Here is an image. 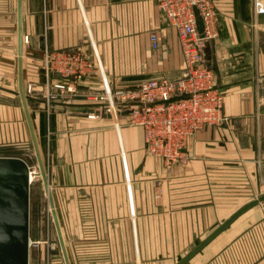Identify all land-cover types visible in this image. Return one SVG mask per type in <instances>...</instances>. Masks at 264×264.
<instances>
[{"label": "crops", "instance_id": "obj_1", "mask_svg": "<svg viewBox=\"0 0 264 264\" xmlns=\"http://www.w3.org/2000/svg\"><path fill=\"white\" fill-rule=\"evenodd\" d=\"M215 2L220 34L205 60L228 120L190 139L192 157L168 173L163 159L147 153L141 126L123 113L88 117L98 105L85 97L107 82L129 87L119 81L120 68H133L137 85L183 73L178 32L156 0H23L24 85L38 89L29 105L72 264H157L160 245L194 244L187 254L240 208L231 200L247 183L264 181V10L251 0ZM48 49L85 51L107 77L86 79L77 95L47 108L38 92ZM16 76L18 82V0H0V84L14 85ZM0 134L32 142L22 105L0 104ZM260 204L186 264H264Z\"/></svg>", "mask_w": 264, "mask_h": 264}, {"label": "built area", "instance_id": "obj_2", "mask_svg": "<svg viewBox=\"0 0 264 264\" xmlns=\"http://www.w3.org/2000/svg\"><path fill=\"white\" fill-rule=\"evenodd\" d=\"M156 2L178 32L184 59L183 73L177 77L151 78L132 87L118 88L108 84L106 89L89 91L85 97L98 105L88 117L123 113L131 124L141 126L147 153L163 159L169 170L190 160L192 156L187 150L190 139L207 126L222 124L228 117L223 112L224 95L215 84V71L205 60L206 43L220 34L215 0ZM196 9L204 24L203 32L198 29ZM150 39L153 47L157 48L159 36L156 31L150 33ZM28 40L26 36L25 41ZM41 60L46 81L38 93L43 94L47 108L52 101L68 100L77 95L86 79L107 77L99 64L82 50L48 49ZM54 73H59L60 77H55ZM24 88L29 96L37 92L34 82L25 84ZM173 97L175 99L171 100ZM31 169L37 171L35 166ZM49 226L46 221L44 238L30 239V245L37 247L43 244V240L48 255L54 254L58 246L57 241L50 240Z\"/></svg>", "mask_w": 264, "mask_h": 264}, {"label": "water", "instance_id": "obj_3", "mask_svg": "<svg viewBox=\"0 0 264 264\" xmlns=\"http://www.w3.org/2000/svg\"><path fill=\"white\" fill-rule=\"evenodd\" d=\"M195 11L198 29L200 32H203V21L199 15V11L197 9ZM204 50L208 55L211 54L210 42L206 43ZM23 57V0H18V91H16V93L21 98L31 134L37 159V171L32 170L29 163L21 157L0 155V264H30V197L32 173L38 177H42L44 189L48 194L53 222L60 243V249L56 250L54 253H62L65 264H72L56 210L54 196L50 188L46 164L35 129L29 105L30 96L25 92L24 88ZM54 76L59 77L60 74L54 73ZM173 99H175V97L171 100ZM261 202H264V193L236 210L176 264H186L222 231L229 227L238 217Z\"/></svg>", "mask_w": 264, "mask_h": 264}, {"label": "rangeland", "instance_id": "obj_4", "mask_svg": "<svg viewBox=\"0 0 264 264\" xmlns=\"http://www.w3.org/2000/svg\"><path fill=\"white\" fill-rule=\"evenodd\" d=\"M251 1L252 3H254V6L256 5L258 7L259 10H264V0H251ZM40 63H41L40 65H42V60L40 61ZM131 69L133 68L118 69L119 70L118 71L119 81L121 84H124V86H129V87L136 86L138 81L131 82V80H135L137 78L141 80L140 77H135V75H138V74H135L136 72L134 71L132 72ZM139 70L143 71L144 73L146 72L145 68L139 69ZM121 81H128V82L124 83ZM44 83L41 84L42 88H43ZM107 85H108V82H107ZM111 87H115V86L111 85ZM16 91H18L17 76L15 79L14 85L11 82L8 83L7 81L4 83H1L0 84V104L4 106H8L12 104L22 105L21 98L16 93ZM39 91L41 90L39 89ZM41 97H44L43 94H41ZM128 124L134 125L130 123L129 118H128ZM134 126H139V125H134ZM15 136L18 137V135H16V132H15ZM7 139H8L7 137L5 140L3 138L0 139V155L18 156V157L25 159L29 163V165L37 167L36 155L34 152V148L32 146V142H30V138L20 140L21 141V144L19 143L20 145L15 144L13 140L8 141ZM144 140H145V134H144ZM24 141H26V144H24ZM187 163L188 162L184 164H187ZM184 164H177L176 167H174L173 169H169L170 171L168 170L166 165L165 164L164 165H165L166 172L173 173L175 168L182 166ZM31 181H32L31 197H30L31 237L37 240V233L40 232V229H39L40 223L43 225L44 224L43 222L47 221L50 224L49 226L50 240L58 242V246L56 245L57 246L56 250H58L60 249V243L57 237L55 225L53 223L52 212L49 210L48 194L44 189L42 177L41 176L38 177L35 175L33 176V179ZM247 185L248 186H246L244 195L241 196L240 199L234 198L233 200H231V203H237L236 206L242 207L244 204L259 197L260 195L264 193V181L260 180L259 185H257V187H254L253 183L251 182L247 183ZM224 198L227 199L226 196ZM226 199L224 201L225 203H227ZM261 203H264V202H261ZM231 213L232 211L225 212L224 213L225 217L230 215ZM44 228L45 227L42 228L43 230L42 238H44L45 236ZM42 242L43 244L40 245L39 247L31 246L30 264H65L63 256L61 255L62 253L49 254L50 257L53 255V257L50 259L49 255L46 254V249L44 247V241L42 240ZM193 246L194 244L160 245L161 260L158 261L157 264H176L183 256L186 255V252L188 251V249H190Z\"/></svg>", "mask_w": 264, "mask_h": 264}, {"label": "bare ground", "instance_id": "obj_5", "mask_svg": "<svg viewBox=\"0 0 264 264\" xmlns=\"http://www.w3.org/2000/svg\"><path fill=\"white\" fill-rule=\"evenodd\" d=\"M33 176H35L34 173L31 174V180L33 179ZM49 210L51 211V207H50V205H49ZM51 212H52V211H51ZM34 240H36V239H34Z\"/></svg>", "mask_w": 264, "mask_h": 264}]
</instances>
